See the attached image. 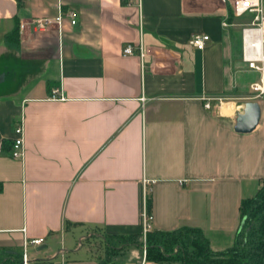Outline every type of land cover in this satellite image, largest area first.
Listing matches in <instances>:
<instances>
[{"label":"crops","instance_id":"0c3cea01","mask_svg":"<svg viewBox=\"0 0 264 264\" xmlns=\"http://www.w3.org/2000/svg\"><path fill=\"white\" fill-rule=\"evenodd\" d=\"M245 1L0 0V264H23L24 249L26 264H124L147 200L150 230L228 245L264 180V72L242 60L235 22ZM59 6L60 31L34 28ZM250 100L259 121L237 131Z\"/></svg>","mask_w":264,"mask_h":264},{"label":"trees","instance_id":"16d2710c","mask_svg":"<svg viewBox=\"0 0 264 264\" xmlns=\"http://www.w3.org/2000/svg\"><path fill=\"white\" fill-rule=\"evenodd\" d=\"M251 201L250 213L243 210ZM147 211L148 200H147ZM235 245L223 250L211 248L210 241L197 228L180 227L173 231L149 230L145 241V261L180 264H262L264 257V184L240 205V220ZM144 245V247H143Z\"/></svg>","mask_w":264,"mask_h":264},{"label":"built area","instance_id":"2783aa9c","mask_svg":"<svg viewBox=\"0 0 264 264\" xmlns=\"http://www.w3.org/2000/svg\"><path fill=\"white\" fill-rule=\"evenodd\" d=\"M243 9L249 13H253L251 21L245 24L241 29V57L247 64V67L252 70L264 72V0H246ZM67 16L70 18L71 24L76 23L75 15L72 11L67 12ZM64 14L59 6V12L56 17H41L32 20V24L35 29L43 30L55 23L58 30H61V23ZM208 35H194L190 38L189 43L196 49L202 50L208 40ZM136 48L128 43L122 48V55H133L136 53ZM253 89L262 91L263 89L254 84ZM209 105V103H206ZM16 136L14 137L11 145V154L13 157H22L24 149V129L22 120L14 128ZM150 218L151 215L147 212H143V235L150 230ZM43 237H32L25 239L24 247L28 243L40 244L43 241ZM22 263H27L26 251L22 252ZM145 263V248L143 249V258L140 264Z\"/></svg>","mask_w":264,"mask_h":264},{"label":"rangeland","instance_id":"374dc122","mask_svg":"<svg viewBox=\"0 0 264 264\" xmlns=\"http://www.w3.org/2000/svg\"><path fill=\"white\" fill-rule=\"evenodd\" d=\"M252 17L253 16H251L250 13L247 12V14H245V16H243L242 18L235 19V22L237 24L236 25L237 26L236 28L238 30H240V28L243 27V24H247L249 21H251ZM226 100H228V99H226ZM263 184H264V180L262 181V185ZM250 202L251 201H248L247 203H244V206H243V210L246 211L247 213H250V209H249V205L251 204ZM234 239H235V235L230 239V242L228 243V245L225 248H222L220 250L227 249L229 247L234 246L235 243H236V241ZM98 240L99 239L93 240L92 242L94 243V241H98ZM99 241L101 242V240H99ZM122 241L123 240H121V239L115 238L112 243H114L113 245H118V244H121ZM87 243L88 242L85 241L84 244H87ZM214 250H219V249L218 248L217 249L215 248ZM142 258H143V252H142V249L140 248L139 245H129V246H127L125 248V250L119 256V260L121 262H123L124 264H140L141 261H142ZM145 264H180V263L179 262H156V261H147Z\"/></svg>","mask_w":264,"mask_h":264},{"label":"water","instance_id":"95a60500","mask_svg":"<svg viewBox=\"0 0 264 264\" xmlns=\"http://www.w3.org/2000/svg\"><path fill=\"white\" fill-rule=\"evenodd\" d=\"M260 118V107L257 101H246L242 112L236 116L234 129L241 132L251 131ZM262 264H264V257Z\"/></svg>","mask_w":264,"mask_h":264}]
</instances>
